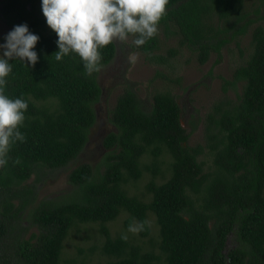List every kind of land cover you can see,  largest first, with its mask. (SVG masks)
I'll return each mask as SVG.
<instances>
[{"label": "trees", "instance_id": "16d2710c", "mask_svg": "<svg viewBox=\"0 0 264 264\" xmlns=\"http://www.w3.org/2000/svg\"><path fill=\"white\" fill-rule=\"evenodd\" d=\"M244 1L169 0L159 25L205 61L249 23L264 19V0H256L251 11ZM41 5L42 0H0L6 22L27 24L40 37L33 49L36 64L10 60L6 77L5 95L24 99L28 108L19 128L26 140L12 145L0 167V264H60L65 238L80 222L98 223L100 250L113 256L98 264H264V27L254 26L248 56L232 73L231 83H241L239 93L206 113L203 144H188L190 131L170 90L155 91L147 107L126 88L111 108L113 129L102 138L99 159L69 169L68 191L37 199L27 179L34 174L37 182L45 169L66 167L78 157L101 93L97 72L87 75L78 55L55 59L58 37ZM155 43L154 37L139 47L149 52ZM99 51L103 65L114 56L115 43ZM143 168L151 172L147 199L122 186L140 178ZM165 172L164 180H155ZM121 210L129 214L126 224L147 221L149 211L154 215L157 249L144 250L130 236L124 241L121 233H110L107 221ZM32 226L36 231L27 234ZM149 230L146 225L139 234ZM229 235L235 244L225 249Z\"/></svg>", "mask_w": 264, "mask_h": 264}, {"label": "rangeland", "instance_id": "374dc122", "mask_svg": "<svg viewBox=\"0 0 264 264\" xmlns=\"http://www.w3.org/2000/svg\"><path fill=\"white\" fill-rule=\"evenodd\" d=\"M255 1L245 0V9L251 11L256 4ZM251 15L253 16L252 13ZM258 23L264 27V19L249 23L240 36H235L221 47L219 55L210 52L205 61L199 60L198 53L193 48L179 45L178 35L161 25H158L156 43L149 52H144L140 47L135 46L133 41L136 37L131 35L127 43L115 42L114 56L97 72L101 93L94 103L96 119L89 129L84 148L66 167L45 169L46 174L37 182L34 174L27 179L26 182L35 186L36 198H53L68 191L71 187L67 179L69 169L80 162L94 164L99 159L104 151L102 138L113 129L109 120L111 108L117 95L126 88L133 90L137 98L147 107L151 104L155 91L170 90L180 105L181 123L187 131H190L188 144H203V120L206 113L217 101L224 98L234 99L236 92L240 91L241 83H231L232 73L247 58L250 51L251 31ZM13 27L0 13V44L6 42L5 37ZM2 52L3 49H0V55ZM129 55L137 57L134 64L129 62ZM163 156L161 158H164ZM165 157L167 160L168 154H165ZM142 160L147 162L148 158L143 156ZM165 164H162V167H165ZM165 176L167 172L164 176L157 175L155 180L162 181ZM150 177L151 172L143 168L140 178L122 183V186L129 194L147 199L149 195L145 183ZM128 215L127 211L121 210L114 219L107 221L110 233L113 236L120 233L127 234L144 250L157 249L158 226L154 215L150 211L147 214L150 230L144 236L128 231L129 225L133 221L137 222L133 219L126 224ZM32 230L36 231L34 226L30 227L27 234ZM102 241L103 236L98 230L97 222L76 223L65 238L60 264H80L81 260L86 261L87 264H98L113 258L112 255H106L100 250ZM234 244L232 235H229L225 249ZM92 245L94 246L89 248Z\"/></svg>", "mask_w": 264, "mask_h": 264}, {"label": "clouds", "instance_id": "9594fccd", "mask_svg": "<svg viewBox=\"0 0 264 264\" xmlns=\"http://www.w3.org/2000/svg\"><path fill=\"white\" fill-rule=\"evenodd\" d=\"M169 0H42V13L46 23L57 35L58 51L55 59L74 53L83 62L87 75L101 70L100 49L109 44L127 43L136 37L134 45L146 44L158 34V25L167 14ZM40 37L29 31L27 24L14 26L5 37L0 55V167L8 160V153L16 141L26 137L19 131L25 120L28 104L21 98L5 95L6 77L12 71L10 60L19 59L34 66L38 61L35 48ZM130 63L137 57L129 55ZM14 163H19L17 159ZM150 226L148 221L131 223L128 231L134 234ZM121 239L127 241V234Z\"/></svg>", "mask_w": 264, "mask_h": 264}]
</instances>
